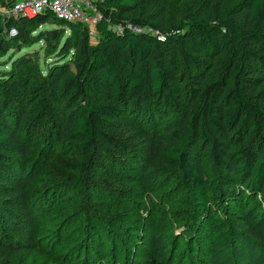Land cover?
Returning a JSON list of instances; mask_svg holds the SVG:
<instances>
[{"label":"trees","instance_id":"16d2710c","mask_svg":"<svg viewBox=\"0 0 264 264\" xmlns=\"http://www.w3.org/2000/svg\"><path fill=\"white\" fill-rule=\"evenodd\" d=\"M176 1L186 6L183 18L163 31L160 23L169 20L167 9ZM98 8L94 41L81 24H74L82 30L76 39L60 29L43 34L50 53L65 58L75 52L66 64L75 69L72 124L52 101L60 84L53 71L65 65L42 74L36 57L25 53L0 82V256L6 248H29L36 234L40 211L29 190L36 135L46 125L47 148L83 158L82 174L65 179L77 197L91 185L85 173L109 166L122 173L160 166L177 172L198 220L210 210L213 181L243 180L264 195V0H99ZM48 19L73 25L51 13L0 18V52L6 55L21 40V50L33 46L28 23L41 27ZM125 23L159 35H118L114 27ZM5 28H15L18 37L9 38ZM197 149L210 151L198 167ZM247 233L264 242L253 225ZM211 242L229 246L223 232Z\"/></svg>","mask_w":264,"mask_h":264},{"label":"rangeland","instance_id":"374dc122","mask_svg":"<svg viewBox=\"0 0 264 264\" xmlns=\"http://www.w3.org/2000/svg\"><path fill=\"white\" fill-rule=\"evenodd\" d=\"M181 2L167 9L169 20L160 23L161 30L178 27L186 8ZM57 22L48 19L41 27L29 22V40L34 45L21 50V40L13 50L3 51L6 55L0 52V82L8 79L12 62L25 53L36 57L42 74L51 65H65L64 70L53 71L60 84L52 101L62 106L63 119L72 124L75 112L70 100L75 90L70 77L75 69L66 64L75 52L65 58L50 53L43 34L60 29L65 37L76 39L82 30ZM17 37L18 33L13 38ZM48 127L36 135V177L29 190L38 206L35 211H40L36 212V234L29 248H6L0 264H264V242L247 233L253 225L264 236V195L243 180L208 183L211 207L201 220L193 212L188 184L168 167L151 168L144 174L136 173L134 167L122 173L110 166L85 173L91 185L79 192V201L65 179L82 174L83 158L55 146V150L47 148L42 140ZM195 154L193 163L198 167L210 151L197 149ZM220 232L227 234L229 246L211 242Z\"/></svg>","mask_w":264,"mask_h":264},{"label":"built area","instance_id":"2783aa9c","mask_svg":"<svg viewBox=\"0 0 264 264\" xmlns=\"http://www.w3.org/2000/svg\"><path fill=\"white\" fill-rule=\"evenodd\" d=\"M98 5L99 0H8L5 4L0 3V18L3 19V22H6L20 18L32 19L51 13L58 20L87 27L89 36L94 41L98 36L97 25L102 18ZM113 30L118 35L125 31L159 35L158 32L152 29L143 28L132 23L116 26ZM4 32L9 38H13L17 34L15 28H5Z\"/></svg>","mask_w":264,"mask_h":264}]
</instances>
